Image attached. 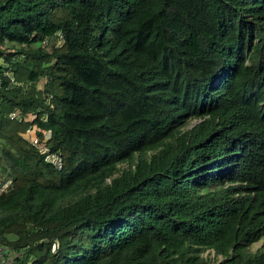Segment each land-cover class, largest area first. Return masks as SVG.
<instances>
[{
	"label": "trees",
	"instance_id": "trees-1",
	"mask_svg": "<svg viewBox=\"0 0 264 264\" xmlns=\"http://www.w3.org/2000/svg\"><path fill=\"white\" fill-rule=\"evenodd\" d=\"M6 182V264H264V0H0Z\"/></svg>",
	"mask_w": 264,
	"mask_h": 264
},
{
	"label": "built area",
	"instance_id": "built-area-1",
	"mask_svg": "<svg viewBox=\"0 0 264 264\" xmlns=\"http://www.w3.org/2000/svg\"><path fill=\"white\" fill-rule=\"evenodd\" d=\"M15 116H16L15 113H10V117H15ZM33 116H34L33 114H30L27 119H31V118H33ZM38 130H39L38 127H36L35 125L32 124V125L28 126V128L26 129V132H25V137H27L29 139V141L35 146H38L40 143L39 136L37 135ZM47 134L49 137L50 132L43 131L44 139L48 138ZM39 151L44 154L45 160L51 162L54 166H56L58 168L61 167L62 159L58 153L49 151V149L47 147H39ZM8 184H9V182L1 184L0 185V192L4 191L7 188ZM7 253H8L7 248L3 247L2 248V254L6 255ZM6 261H7L6 258H3V259L0 258V264H6Z\"/></svg>",
	"mask_w": 264,
	"mask_h": 264
},
{
	"label": "rangeland",
	"instance_id": "rangeland-1",
	"mask_svg": "<svg viewBox=\"0 0 264 264\" xmlns=\"http://www.w3.org/2000/svg\"><path fill=\"white\" fill-rule=\"evenodd\" d=\"M40 84H41V82H40ZM195 121H196V120H192V121H190V122H189V125H190V124H193ZM47 137H48V134H47ZM260 243H261V242L257 243V245H259ZM2 248H3V246L0 245V258H1V259L6 258V260H7L8 257H10V256H9V252H8L6 255H3V254H2ZM211 256H213V254H211ZM2 257H3V258H2Z\"/></svg>",
	"mask_w": 264,
	"mask_h": 264
}]
</instances>
